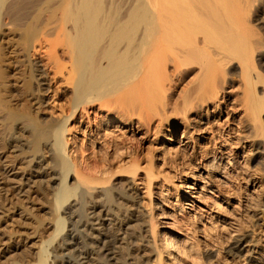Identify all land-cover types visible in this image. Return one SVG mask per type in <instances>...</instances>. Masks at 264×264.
<instances>
[{"label":"bare ground","instance_id":"obj_1","mask_svg":"<svg viewBox=\"0 0 264 264\" xmlns=\"http://www.w3.org/2000/svg\"><path fill=\"white\" fill-rule=\"evenodd\" d=\"M254 6L264 0H0V145L18 147L22 157L13 156L28 170L14 176L0 166V213L15 209L23 190L8 193L3 183L38 178L51 189L45 213L32 217L41 245L33 251L9 233L0 257L264 264V35L245 15ZM65 53L71 97L48 115L41 111L47 72L61 73ZM236 113L245 117L242 142L254 144L249 181L260 198L240 200L248 222L229 228L241 155L224 146ZM71 127L78 145L68 142ZM23 131L25 143L17 140ZM172 149L195 155L189 180L175 187L179 204L165 169L183 157Z\"/></svg>","mask_w":264,"mask_h":264},{"label":"rangeland","instance_id":"obj_2","mask_svg":"<svg viewBox=\"0 0 264 264\" xmlns=\"http://www.w3.org/2000/svg\"><path fill=\"white\" fill-rule=\"evenodd\" d=\"M250 12H252V13H250ZM245 15H247V18L250 20L249 21L250 24L251 25L253 24V26L255 25L254 27L256 29L258 28L257 29V30H259L258 32H260L263 36L264 35V7H261V8L259 6L251 7ZM62 47H66V46H61V48ZM58 49H59V52H62V49H61V51H60V48H58ZM64 49L65 48H63V50ZM59 60H61V65H63V64L65 65V68L64 69L62 68L63 70L59 71L62 74L58 72L59 74L55 75L52 71L47 72V75L49 76V78L47 77L46 80L48 81L49 87L44 92L45 97L41 103V111L42 112L44 111L45 114L47 113L48 115H51V113H53L55 111L58 113L59 108H60L59 105L60 104L63 105L64 103H66L65 101L71 97V95H70L71 90L70 89L72 87L70 84L65 83V82H68L67 78L69 76L67 74L69 73L68 71H70L69 67L71 65V63H70L71 61H69V57H67V54H66V57H65V55L63 57L60 56ZM66 76H68V77H66ZM53 77H54V79H53ZM65 78H66V80H65ZM67 96H68V98H66ZM175 100H177V99H175ZM178 100H179V98H178ZM223 101L220 103L221 106L224 107V106L228 105V104H226L225 101L224 102ZM51 111H53V112H51ZM169 111H170V109H169ZM243 117H244V115L240 114V113L239 114L236 113V114L232 115L231 121H232V123H235V121H236L235 124L238 125V127L234 126V128H235L234 133L229 134L231 132V131H229V133H228L229 138L228 139L230 141H228L226 146H224V148H226L227 150L231 149L230 150L231 152L229 151L230 153L228 152V154H230L232 157H235L237 155H241V157H240V160H241L240 170H238L237 174L234 175L235 176L233 179L234 181L232 180V182H231L233 185L232 184L230 185L232 188L231 190L235 192V193L233 192L234 194L233 193L231 194L232 197L230 198V200H231L230 202H232L234 204L235 208L232 207V210H231V208H229L230 211L228 210L227 217H228V221L230 222L229 223L230 226L228 225L229 228L231 227L232 223H233L232 225L234 226L235 224L245 225L248 222V217L246 216V214L244 215V212H243L244 207H245L244 203H243L244 201L239 202L240 200H242L246 196H252V198H257V197L260 198L259 197L260 196L259 195L260 194L259 186H257V185H256V187L255 186L253 187L252 185L250 186V181L252 179L251 177H253L255 175L254 173L256 172V162L254 160V149H253L254 144H252L253 141L248 140L246 142H242V139H241L242 137H245L246 135H248L246 129H244V126H243L244 122L242 119L245 118V117L244 118ZM223 118H224V116H223ZM2 119H3V117H2ZM239 120H241L242 122L240 121V123H237V121H239ZM241 123H242V125H241ZM0 130H2V129H0ZM4 131H3V134L5 133ZM177 133H178V135H180V131H178ZM5 134H7V133H5ZM24 134L25 133L23 131V134H21L20 136L18 135L19 136L18 138L20 139V140L17 139L18 142L25 143ZM69 134H68L69 137L67 136L68 142L69 143L73 142V143H75V145H78V143L80 142V138H79L80 134L77 131L75 133L73 127H71ZM156 135L159 137L160 133L156 132ZM0 137H2V136H0ZM70 138H72L73 141ZM9 139H11V137H9ZM232 140H234V141H232ZM13 143L18 145L16 143V141L12 140V144ZM25 145H23V146L25 147ZM12 147L13 148H11V147L1 148V145H0V149H1L0 151H2V156H0V164H1L0 166L6 165V168L9 170L10 175H14V176L16 175L17 176V173L19 174L22 172L26 175L28 173L27 172L28 170L25 169L24 162L23 163L19 162L17 158H14L16 155L18 156V158L22 157L23 154L20 152L19 149H17L18 147H16V146H12ZM174 150H173V153H171V154L175 153ZM181 153L182 152L177 153V151H176L175 154H177V156L183 157L182 158L183 163L180 162V165H177V166L174 165L173 168L170 167L172 169H170L169 167H168L169 168L168 169L165 166L166 172L170 171L167 173H171L173 175L172 176V181H173L172 183L174 184L170 188V192L168 191V193H169L168 195L170 196V200L172 202H176L178 204L182 202L181 196L183 195V193L181 192L180 188H178L179 190H176L177 191L176 192L175 187L178 185L181 186V184H183V181H185V179L189 180V177H188L189 173L188 172L194 171L196 168L194 166L195 163L193 161L195 158V155L194 156L192 155V157H191L189 150L186 153H182V154ZM13 155H15V156H13ZM157 161H159V159ZM23 167H24V170L22 169ZM176 167H178V168H176ZM162 168H163V166H162ZM32 170L36 171L35 168H33ZM36 180L37 181L35 183H32V180H29V181L25 180L24 183H22V184H19L16 181L15 182L10 181L11 183L6 182L7 184L2 182L3 183L2 185L7 190L9 189L8 193L11 192L10 190L13 189V187H16L19 185L20 186L22 185L21 187H23V190L20 193L14 195V197H13V199L14 200L16 199V201H17L15 209L11 208L10 209L11 211L9 210V211H4L3 213H0V216H1L0 217V251L5 250V248L7 246L5 240H6V237H8L7 234H9V233H12L15 236H20V237L22 236V238H25L24 240L27 241V243H28L27 245L28 246L31 245V248L33 251L37 250V245H39V246L41 245L40 244L41 239H40V237H38L39 235L38 234H35V235L32 234L31 225L33 223V220L36 217L40 218V217H42L43 213H45L44 207H46L47 203H46V199L44 200V198L49 197L48 190L51 191V189L50 188L48 189L45 186L43 187V185L40 186L39 182H38V178ZM43 189L47 190V193H45V195L43 193L46 191ZM42 191H44V192H42ZM43 195H44V197H43ZM202 201L203 200H201V202ZM21 206H23V207H21ZM200 207L204 208L202 205H200ZM24 208H25V210H24ZM27 210L29 213L27 212ZM24 212H27V213H24ZM32 217H35V218H32ZM177 217L179 218L180 216H177ZM188 218L190 220L193 219L192 213L188 216ZM46 221H47V219L45 220V222ZM43 227H44V230L47 229V228H45V226H42L41 228L43 229ZM45 232L47 234V231H45ZM45 232L42 233V239H46ZM2 235L3 236L6 235V236L3 237ZM219 255L220 256L218 259L220 261H223V262L225 261L227 263L230 262L229 259H225L227 256L224 254L223 251H220ZM11 257H12L11 253H7L4 257H0V264H12V263H14V261L11 259Z\"/></svg>","mask_w":264,"mask_h":264}]
</instances>
